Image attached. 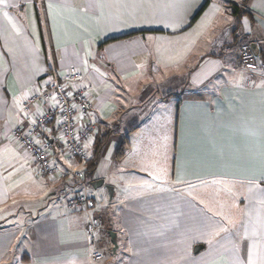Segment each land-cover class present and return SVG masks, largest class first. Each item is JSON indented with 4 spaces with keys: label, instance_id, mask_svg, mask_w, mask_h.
Listing matches in <instances>:
<instances>
[{
    "label": "crops",
    "instance_id": "0c3cea01",
    "mask_svg": "<svg viewBox=\"0 0 264 264\" xmlns=\"http://www.w3.org/2000/svg\"><path fill=\"white\" fill-rule=\"evenodd\" d=\"M234 3L245 7L241 16ZM0 9L10 17L0 11V264H104L99 236L111 231L124 248L118 264H229L233 245L244 260L249 250L264 254V63L249 73L237 56L254 42L264 61V0H8ZM71 67L83 72L96 99L95 117L92 109L87 119L96 129L86 145L90 156L99 141L104 147L93 180H106L116 164L127 185L116 227L103 220L93 245L86 229L90 215L101 219L97 204L90 215L66 204L81 189L70 174L78 162L57 150L63 173L48 181L11 137L36 119L38 112L23 110L24 100L47 89L52 68L64 74ZM143 92L157 93L158 106L169 109L153 114L149 132L138 138L146 158L131 144L119 159L123 144L144 133L140 125L116 124V114L134 99L148 103ZM117 102L111 121L105 111ZM99 121L108 128L102 140L95 139ZM173 121L174 177L167 188L151 190L141 177L152 165L150 151L159 166L152 170H169L163 151ZM44 136L60 146L53 130ZM217 185L242 191L222 205ZM87 192L93 198L89 184ZM218 223L228 231L212 236Z\"/></svg>",
    "mask_w": 264,
    "mask_h": 264
},
{
    "label": "built area",
    "instance_id": "2783aa9c",
    "mask_svg": "<svg viewBox=\"0 0 264 264\" xmlns=\"http://www.w3.org/2000/svg\"><path fill=\"white\" fill-rule=\"evenodd\" d=\"M239 6L245 8L241 4ZM238 58L241 67L249 73H254L261 66L260 57L253 52L249 44L242 45ZM49 76L51 83L45 91L32 93L24 100V111L38 112L35 121L27 127H15L11 137L31 159L37 175L48 181L60 177L63 173L59 161L55 158L57 150L62 151L72 161H78L81 168L74 166L70 174L72 179L80 182L81 190L69 195L66 204L73 213L83 211L90 215L96 208V203L87 192L83 169L89 160L86 144L93 138L95 130V126L87 122L93 111L90 88L84 83L83 72L76 67H71L64 74L52 68ZM51 130L58 135L60 146L50 138H45L44 135ZM101 228L102 220L90 215L86 234L92 245L97 242L96 235ZM119 233L123 235L124 230ZM101 257L98 252L93 254L94 260H100Z\"/></svg>",
    "mask_w": 264,
    "mask_h": 264
},
{
    "label": "rangeland",
    "instance_id": "374dc122",
    "mask_svg": "<svg viewBox=\"0 0 264 264\" xmlns=\"http://www.w3.org/2000/svg\"><path fill=\"white\" fill-rule=\"evenodd\" d=\"M244 44H246V43H244ZM241 48H242V46L238 49L237 56H239V52H240ZM135 89H136V86H135ZM181 92H182V90H180L179 93H181ZM141 95H142L141 97L143 99H146L148 97V99H147L148 103H146V102L142 103L141 101L134 99L131 102V104H133L134 106H132L131 104H130V106L129 105L124 106L123 104L120 105V107H123L125 109V112H121V113L116 114V120L115 121H117L116 124H120L125 129L127 127H129V129H126V130H130L131 128L135 127L136 125L142 126V128H143L142 133H144V134L137 135L135 137H131L130 142H128L126 144H127V149H129L131 144H133L135 146V149H137L136 155L138 157H140L141 160H143L146 158V156L148 154L146 153V151L143 152L142 155L140 154L141 149H142L141 148L142 147V140L141 139L139 140L138 138H139V136L144 137L146 135L147 131L149 132V129L152 126L150 124L151 123L150 117L156 113L167 112V110L169 109V105L164 104V106L159 107L158 106V94L157 93L154 94V97L152 96L153 94L147 95L145 92H143ZM99 100L100 99H98V101ZM118 105H119L118 102L112 103L111 105H109L106 108L105 113H106L107 117H108V115H109V117H112L111 121H113V117H114L113 112L116 110ZM96 108L97 107H96V99H95V100H93V110L94 111H93L91 118L95 117V113L97 112ZM99 122L102 125L101 131L95 132V139L100 138L102 140L103 136L105 134H107L105 132L107 131L108 128L104 129L102 122L101 121H99ZM110 123H112V125H115L114 122H110ZM170 125H171V128L169 129L170 130V138L168 139V142L164 141L165 145H164V151H163V152H166V150L168 149V153L170 155L171 160H170V164H169L170 165L169 170L167 169L166 172L162 171L161 173L159 171H156V170L153 171L152 169H155V167L157 170L159 169V166L156 165L157 164L156 160H158V159L155 160V158H154L155 156L149 150L150 151L149 154L152 156V159H153V160H150L152 165L149 164L150 167H149V169H147L148 173H146L145 175H143L141 177L142 182L148 183L151 190L167 188V186L171 185V182H172L173 177H174L172 175V170H173V165H172L173 159L172 158H173V154H174L173 151H174L175 143H176L175 142L176 130H174V121ZM109 127H111V126H109ZM99 143L101 144V141H99ZM110 146H111V148L114 146L113 139H111L110 142L107 144V147H110ZM88 157H89V152H88ZM74 166L81 168V166L78 165V163L75 164ZM74 166L71 167V169L74 168ZM119 169H120L119 165L115 164L112 174L110 173L105 178L106 180H105L104 186L99 187L98 189H94L91 184L89 185L90 193L93 196L95 203L97 204L96 210L98 211V214H99L100 218L102 219V221L104 220V222L107 223L108 228L111 227L110 229L116 227V225H113V223H115L114 220L116 221V217H114V213H116V211L121 208V206L123 204L122 199H121L122 192L126 191V187H127V185L125 184L126 178H124V175L121 174V171ZM142 169L143 170L146 169V166H143ZM120 178H122V179L120 180ZM70 180H69V182H71ZM43 181L46 182V180H43ZM152 184H153V187H152ZM106 186H111V187L115 186L116 187L117 194H116V197H114L112 200H110L109 191H108ZM217 186H218V188L213 189V192H214L213 194H215V196H217V198H219L218 201L222 205H224L226 203L228 205H231L233 200H234V197H236L237 192L242 191V188L240 187V185H236V186H233V185H225V186L217 185ZM219 188L224 189L223 192H217L216 190ZM66 190H67V187H65L63 194H61L62 197L59 195L62 202L66 199V195H67ZM97 236H99V235H96V238H97ZM109 239H110L109 234H107V236L100 234V236H99V243L100 242L102 243V249H103V252L105 253V256L102 259V262H104V264H118L122 261L121 259L123 258V254H124V248L122 246V242L119 243V247H118L119 249H118L117 253H114L112 251V254H111L110 251L113 248V242L111 239L110 240Z\"/></svg>",
    "mask_w": 264,
    "mask_h": 264
},
{
    "label": "trees",
    "instance_id": "16d2710c",
    "mask_svg": "<svg viewBox=\"0 0 264 264\" xmlns=\"http://www.w3.org/2000/svg\"><path fill=\"white\" fill-rule=\"evenodd\" d=\"M208 2H206V4L204 5V7L202 8V10L200 11V12H198L199 14L195 17V20L196 19H198L202 14H203V12L205 11V9H206V7L208 6ZM243 10V8H241L239 5H236V4H233V6H232V12H233V14L235 15V16H241L243 13H244V11H242ZM195 20L193 21V22H195ZM246 44H249V43H246ZM243 45H245V44H243ZM250 45V44H249ZM258 57H260V60H261V65H263V63H264V61H263V57H261V55L259 56L258 55ZM168 98H171V96H169V97H165V99H168ZM95 129H96V127H95ZM95 131V130H94ZM94 137V136H93ZM91 140V139H90ZM89 140V141H90ZM88 141V142H89ZM102 143H104V141H102L101 142V144ZM100 143L98 144L99 146H98V148L96 149V151H95V153L94 154H92L91 156L89 155V160L85 163V166H84V180H85V182H86V184H87V186H88V184L90 185H92V183L95 181V180H93V178H94V175H95V173H96V171H97V166H98V164H99V162H100V158H101V156H100V148H102V147H104V145H101ZM127 144L126 143H124L123 144V146L120 148V150H119V153H118V156H119V159L120 158H124L126 155H125V153H126V151H127ZM77 181V180H76ZM78 183H79V185H80V182L79 181H77ZM81 188V187H80ZM81 190V189H80ZM112 251H113V248H112V250L110 251L111 252V254H112Z\"/></svg>",
    "mask_w": 264,
    "mask_h": 264
},
{
    "label": "snow or ice",
    "instance_id": "6c2138e0",
    "mask_svg": "<svg viewBox=\"0 0 264 264\" xmlns=\"http://www.w3.org/2000/svg\"><path fill=\"white\" fill-rule=\"evenodd\" d=\"M0 5H4L5 7L8 6V0H0ZM15 7V5H12ZM51 7V6H50ZM0 11H3V9H0ZM3 15L5 18L10 19L8 12L3 11ZM55 99V96H53V100ZM264 155V153H262ZM166 174V173H165ZM178 182H179V177H178ZM252 189L250 188L249 191ZM234 221L231 219L227 220V224H232ZM228 228L224 224L218 223L215 227L212 229V236H218L221 232H227ZM209 243H211V239H209ZM231 251L233 252V258L230 260L229 264H256V261H259V264H264V254H260L259 256H254V253L252 250H249L247 252V258L246 260L241 259L239 255V246L238 245H233Z\"/></svg>",
    "mask_w": 264,
    "mask_h": 264
},
{
    "label": "water",
    "instance_id": "95a60500",
    "mask_svg": "<svg viewBox=\"0 0 264 264\" xmlns=\"http://www.w3.org/2000/svg\"><path fill=\"white\" fill-rule=\"evenodd\" d=\"M250 46H252V49H253V52L258 56L260 54V50H259V47L256 43L253 42V44H251ZM105 185V180L103 179H100V180H96L92 183V187L94 189H98L99 187H102ZM108 191H109V196H110V200L113 199V196H114V193H115V190L113 187L111 186H106ZM110 237H112V242H113V252L114 253H117L118 251V241H117V234L113 231H111V233H109ZM203 249L202 246H198L195 248V252H199Z\"/></svg>",
    "mask_w": 264,
    "mask_h": 264
},
{
    "label": "bare ground",
    "instance_id": "6f19581e",
    "mask_svg": "<svg viewBox=\"0 0 264 264\" xmlns=\"http://www.w3.org/2000/svg\"><path fill=\"white\" fill-rule=\"evenodd\" d=\"M78 162V161H77Z\"/></svg>",
    "mask_w": 264,
    "mask_h": 264
}]
</instances>
